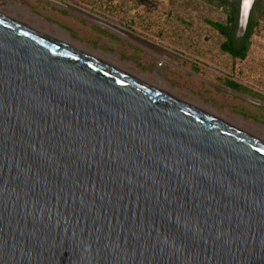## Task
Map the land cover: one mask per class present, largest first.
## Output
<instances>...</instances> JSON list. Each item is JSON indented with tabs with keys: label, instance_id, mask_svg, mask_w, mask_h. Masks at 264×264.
I'll return each mask as SVG.
<instances>
[{
	"label": "water",
	"instance_id": "95a60500",
	"mask_svg": "<svg viewBox=\"0 0 264 264\" xmlns=\"http://www.w3.org/2000/svg\"><path fill=\"white\" fill-rule=\"evenodd\" d=\"M227 122L0 11V264H264V139Z\"/></svg>",
	"mask_w": 264,
	"mask_h": 264
},
{
	"label": "rangeland",
	"instance_id": "374dc122",
	"mask_svg": "<svg viewBox=\"0 0 264 264\" xmlns=\"http://www.w3.org/2000/svg\"><path fill=\"white\" fill-rule=\"evenodd\" d=\"M0 11L264 139V14L233 60L206 22L226 10L205 0H0Z\"/></svg>",
	"mask_w": 264,
	"mask_h": 264
},
{
	"label": "trees",
	"instance_id": "16d2710c",
	"mask_svg": "<svg viewBox=\"0 0 264 264\" xmlns=\"http://www.w3.org/2000/svg\"><path fill=\"white\" fill-rule=\"evenodd\" d=\"M209 4L214 6L223 7L226 10V18L224 22H217L207 20L206 22L215 29L222 37V42L219 45V49L228 54L233 60L244 59L248 53L250 45V37L253 34V30L258 24V18L254 15L252 10L249 13V19L245 34L238 38L236 37L237 20L239 12V0H205ZM259 14L264 12V1L259 8ZM226 86L229 88L246 93L247 88L243 87L239 83L231 80H226Z\"/></svg>",
	"mask_w": 264,
	"mask_h": 264
},
{
	"label": "bare ground",
	"instance_id": "6f19581e",
	"mask_svg": "<svg viewBox=\"0 0 264 264\" xmlns=\"http://www.w3.org/2000/svg\"><path fill=\"white\" fill-rule=\"evenodd\" d=\"M52 38H53V37H52ZM54 39L57 40V41H59L60 43L64 44L65 46H67V47L73 49V50H76V51H78V52H80V53H82V54H85L86 56H89V57L94 58V59H96V60H99V61L105 62V63H107V64H110V63L106 62L105 60H103V59H101V58H99V57H96V56H94V55H92V54H90V53H88V52H86V51L80 49L79 47H77V46H75V45L69 43L68 41H66V40H64V39H58V38H54ZM111 65H112V64H111ZM112 66H114V65H112ZM114 67H116V66H114ZM116 68H118V67H116ZM120 70H121V69H120ZM128 74H129V73H128ZM129 75H131V74H129ZM131 76L134 77V78H136V79H138V80H141V81L147 82V81L142 80V79H140V78H138V77H136V76H133V75H131ZM147 83H149V82H147ZM151 85L154 86L155 88L159 89V90L165 91V90H163V89H161V88H159V87H156V86L153 85V84H151ZM167 92H168V91H167ZM193 106H194V105H193ZM195 107H197V106H195ZM197 109H199L200 111H202V112L205 113V114H208V115L213 116V117H215V118L221 119V118H219L218 116H216L215 114H213V113H211V112H209V111H207V110H205V109H203V108L197 107ZM237 128H238V127H237Z\"/></svg>",
	"mask_w": 264,
	"mask_h": 264
},
{
	"label": "flooded vegetation",
	"instance_id": "af4514ba",
	"mask_svg": "<svg viewBox=\"0 0 264 264\" xmlns=\"http://www.w3.org/2000/svg\"><path fill=\"white\" fill-rule=\"evenodd\" d=\"M240 1V0H239ZM264 0H253L251 10L254 13V15L259 19L264 12L261 13V16L259 14V8L261 7V4L263 3Z\"/></svg>",
	"mask_w": 264,
	"mask_h": 264
}]
</instances>
